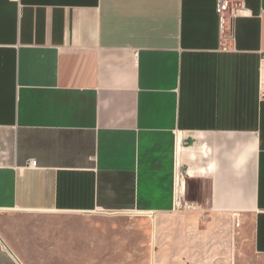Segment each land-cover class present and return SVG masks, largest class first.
<instances>
[{"label":"crops","instance_id":"1","mask_svg":"<svg viewBox=\"0 0 264 264\" xmlns=\"http://www.w3.org/2000/svg\"><path fill=\"white\" fill-rule=\"evenodd\" d=\"M217 1L0 0V264H57L26 213L209 222L212 264L236 224L264 264V0Z\"/></svg>","mask_w":264,"mask_h":264},{"label":"rangeland","instance_id":"2","mask_svg":"<svg viewBox=\"0 0 264 264\" xmlns=\"http://www.w3.org/2000/svg\"><path fill=\"white\" fill-rule=\"evenodd\" d=\"M190 213L191 211H185ZM152 221L150 217L93 214L71 216L58 213H26L15 222L26 233L25 241H40L50 251L57 243V264H212L223 261L230 246L224 227L206 222L197 225L186 218ZM14 222L10 223L13 228ZM235 224L236 264L256 263L247 238ZM169 245L170 254L161 247ZM48 251V252H49Z\"/></svg>","mask_w":264,"mask_h":264},{"label":"built area","instance_id":"3","mask_svg":"<svg viewBox=\"0 0 264 264\" xmlns=\"http://www.w3.org/2000/svg\"><path fill=\"white\" fill-rule=\"evenodd\" d=\"M243 7L241 4H232L229 0H218L216 4V13L219 17V25L221 31L223 30L224 24L226 22V16H230V18H235L243 11ZM261 68L264 72V56L261 58ZM35 161H29L27 167H35Z\"/></svg>","mask_w":264,"mask_h":264}]
</instances>
